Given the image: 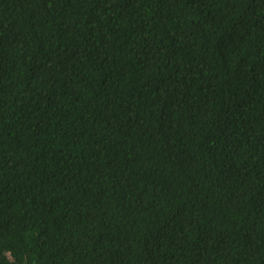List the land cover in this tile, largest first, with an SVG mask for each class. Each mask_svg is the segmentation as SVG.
Segmentation results:
<instances>
[{
  "label": "trees",
  "instance_id": "16d2710c",
  "mask_svg": "<svg viewBox=\"0 0 264 264\" xmlns=\"http://www.w3.org/2000/svg\"><path fill=\"white\" fill-rule=\"evenodd\" d=\"M0 264H264V0H0Z\"/></svg>",
  "mask_w": 264,
  "mask_h": 264
}]
</instances>
